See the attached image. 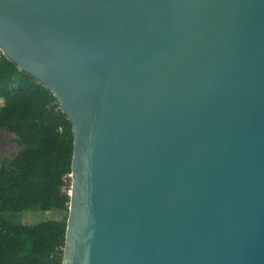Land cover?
Masks as SVG:
<instances>
[{
  "label": "water",
  "instance_id": "obj_1",
  "mask_svg": "<svg viewBox=\"0 0 264 264\" xmlns=\"http://www.w3.org/2000/svg\"><path fill=\"white\" fill-rule=\"evenodd\" d=\"M0 50L72 123L62 264H264V0H0Z\"/></svg>",
  "mask_w": 264,
  "mask_h": 264
},
{
  "label": "trees",
  "instance_id": "obj_2",
  "mask_svg": "<svg viewBox=\"0 0 264 264\" xmlns=\"http://www.w3.org/2000/svg\"><path fill=\"white\" fill-rule=\"evenodd\" d=\"M0 131L19 150L0 154V264H62L72 184V123L54 94L0 50ZM61 210L24 224L19 214Z\"/></svg>",
  "mask_w": 264,
  "mask_h": 264
},
{
  "label": "rangeland",
  "instance_id": "obj_3",
  "mask_svg": "<svg viewBox=\"0 0 264 264\" xmlns=\"http://www.w3.org/2000/svg\"><path fill=\"white\" fill-rule=\"evenodd\" d=\"M4 100L0 98V106ZM19 150L15 141V135L8 131H0V154L12 157ZM20 220L24 224H35L45 220L62 218L61 210H31L19 214Z\"/></svg>",
  "mask_w": 264,
  "mask_h": 264
}]
</instances>
